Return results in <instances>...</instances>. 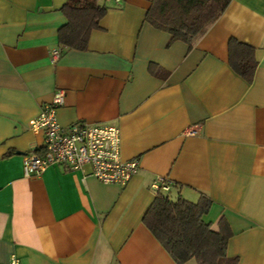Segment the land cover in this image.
<instances>
[{"label": "crops", "instance_id": "crops-1", "mask_svg": "<svg viewBox=\"0 0 264 264\" xmlns=\"http://www.w3.org/2000/svg\"><path fill=\"white\" fill-rule=\"evenodd\" d=\"M66 1L0 0V264H176L142 222L158 176L172 200H211L201 218L228 223L226 256L264 264V0H231L190 47L146 20L152 0H97L84 51L58 42ZM230 39L255 50L250 83ZM59 90L60 126L119 127L139 163L125 186L58 165L24 175L43 143L29 121Z\"/></svg>", "mask_w": 264, "mask_h": 264}, {"label": "trees", "instance_id": "trees-1", "mask_svg": "<svg viewBox=\"0 0 264 264\" xmlns=\"http://www.w3.org/2000/svg\"><path fill=\"white\" fill-rule=\"evenodd\" d=\"M231 0H152L146 20L170 34V42L181 40L192 46L219 18ZM107 8L97 0H67L61 11L66 23L58 31L61 46L86 50L90 34L99 28ZM229 65L247 82H252L257 68L253 47L230 39ZM204 194L195 202L172 200L166 192L156 196L142 222L168 252L176 264L194 259L196 264H237L236 257L226 256L232 236L222 217L217 229L201 218L210 208Z\"/></svg>", "mask_w": 264, "mask_h": 264}, {"label": "built area", "instance_id": "built-area-1", "mask_svg": "<svg viewBox=\"0 0 264 264\" xmlns=\"http://www.w3.org/2000/svg\"><path fill=\"white\" fill-rule=\"evenodd\" d=\"M58 55L55 50L54 58ZM63 102L64 92L59 90L51 102L42 105L40 114L29 121L30 128L43 135V143L23 158L24 175L40 176L50 165H58L69 171H83L103 184L125 186L137 174L139 163L137 158L122 159L119 127L89 122L60 126L56 112ZM171 186L172 182L161 176L151 185L155 192H169ZM9 264L20 262L12 256Z\"/></svg>", "mask_w": 264, "mask_h": 264}]
</instances>
